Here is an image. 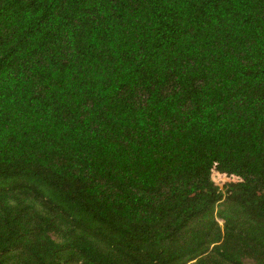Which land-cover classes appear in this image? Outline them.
<instances>
[{
	"label": "trees",
	"instance_id": "obj_1",
	"mask_svg": "<svg viewBox=\"0 0 264 264\" xmlns=\"http://www.w3.org/2000/svg\"><path fill=\"white\" fill-rule=\"evenodd\" d=\"M0 264H264V0H0Z\"/></svg>",
	"mask_w": 264,
	"mask_h": 264
},
{
	"label": "built area",
	"instance_id": "obj_2",
	"mask_svg": "<svg viewBox=\"0 0 264 264\" xmlns=\"http://www.w3.org/2000/svg\"><path fill=\"white\" fill-rule=\"evenodd\" d=\"M214 179L215 181L221 186L223 187L224 184L226 183V181L228 180H232L233 178L231 176H229L227 173H222L220 171L214 170L213 173Z\"/></svg>",
	"mask_w": 264,
	"mask_h": 264
}]
</instances>
